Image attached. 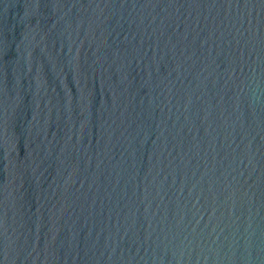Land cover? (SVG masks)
I'll return each instance as SVG.
<instances>
[{
    "label": "water",
    "instance_id": "1",
    "mask_svg": "<svg viewBox=\"0 0 264 264\" xmlns=\"http://www.w3.org/2000/svg\"><path fill=\"white\" fill-rule=\"evenodd\" d=\"M0 264H264V0H0Z\"/></svg>",
    "mask_w": 264,
    "mask_h": 264
}]
</instances>
